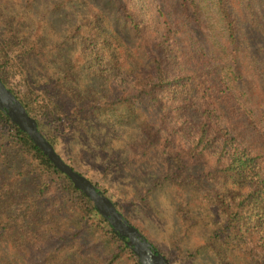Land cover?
<instances>
[{"label":"trees","instance_id":"obj_1","mask_svg":"<svg viewBox=\"0 0 264 264\" xmlns=\"http://www.w3.org/2000/svg\"><path fill=\"white\" fill-rule=\"evenodd\" d=\"M35 1L0 0V80L55 152L171 264H264V0ZM131 210L201 236L171 256ZM0 264H140L2 109Z\"/></svg>","mask_w":264,"mask_h":264},{"label":"water","instance_id":"obj_2","mask_svg":"<svg viewBox=\"0 0 264 264\" xmlns=\"http://www.w3.org/2000/svg\"><path fill=\"white\" fill-rule=\"evenodd\" d=\"M0 109L4 110L12 122L27 133L48 159L70 178L75 188L80 189L94 203L96 210L109 222L113 231L123 238L126 245L132 249L138 257L140 264H171L162 254L154 249L137 228L132 226L116 210L107 196L98 191L89 179L73 170L72 167L62 160L52 145L40 133L36 121L30 117L23 105L4 86L1 80Z\"/></svg>","mask_w":264,"mask_h":264},{"label":"rangeland","instance_id":"obj_3","mask_svg":"<svg viewBox=\"0 0 264 264\" xmlns=\"http://www.w3.org/2000/svg\"><path fill=\"white\" fill-rule=\"evenodd\" d=\"M36 6H41L42 8H44L45 4L42 3V1L36 0L34 3V7ZM60 18L62 21L54 20L52 23L55 35H61L67 27L66 21L70 20V17H68L67 14L66 16ZM194 137L195 131L189 128L183 135L182 145L188 146L187 142H192ZM109 143L113 144L111 141H109ZM212 153L215 154L216 151L213 150ZM209 164L210 163L207 162L206 166H210ZM176 211L177 210H174L173 213V210H131L129 214L133 219L131 221H133L136 225L139 224L140 226L146 228L147 234L151 239L156 241L155 243L160 246L159 248L164 247L165 250H167V252L171 254V256H174L175 254H177V251L171 244V239H173L174 241L176 240L175 232L177 231V229L182 230L184 233V229H187L188 241L182 243L183 247H186L188 244L198 241L201 236V229L196 230V228H194L199 227L197 219L195 217H190V213L188 212V210H178L183 216V218L179 220L178 216H175ZM74 241L76 240L74 239ZM76 243L79 244L80 242L77 241ZM77 259L78 258H75L74 260L76 261Z\"/></svg>","mask_w":264,"mask_h":264}]
</instances>
